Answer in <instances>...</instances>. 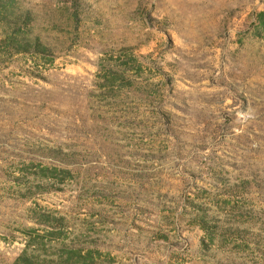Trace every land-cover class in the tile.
<instances>
[{
	"label": "rangeland",
	"instance_id": "374dc122",
	"mask_svg": "<svg viewBox=\"0 0 264 264\" xmlns=\"http://www.w3.org/2000/svg\"><path fill=\"white\" fill-rule=\"evenodd\" d=\"M18 1L0 264H264V0Z\"/></svg>",
	"mask_w": 264,
	"mask_h": 264
},
{
	"label": "trees",
	"instance_id": "16d2710c",
	"mask_svg": "<svg viewBox=\"0 0 264 264\" xmlns=\"http://www.w3.org/2000/svg\"><path fill=\"white\" fill-rule=\"evenodd\" d=\"M76 1L77 0H75V2ZM0 6L9 13V15H6V18L8 19L11 27L17 31V34L19 33L18 36L17 34L15 35L19 49L25 52H35L36 54L42 56L48 55L50 49L43 43L41 36L37 33H29L31 25L35 20L33 10L24 6L18 0H0ZM260 15L261 20L264 23V11L261 12ZM196 223L203 229H206L205 226L208 222L204 215L199 214L196 219ZM206 231L209 232V230ZM23 259L26 264H34L33 260L30 258Z\"/></svg>",
	"mask_w": 264,
	"mask_h": 264
}]
</instances>
